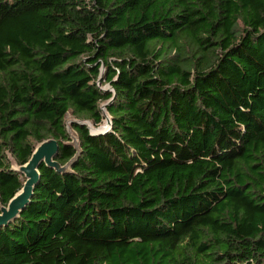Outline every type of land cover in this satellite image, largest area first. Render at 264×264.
<instances>
[{
    "label": "trees",
    "instance_id": "trees-1",
    "mask_svg": "<svg viewBox=\"0 0 264 264\" xmlns=\"http://www.w3.org/2000/svg\"><path fill=\"white\" fill-rule=\"evenodd\" d=\"M103 106L0 264H264V0H0V213Z\"/></svg>",
    "mask_w": 264,
    "mask_h": 264
},
{
    "label": "water",
    "instance_id": "water-1",
    "mask_svg": "<svg viewBox=\"0 0 264 264\" xmlns=\"http://www.w3.org/2000/svg\"><path fill=\"white\" fill-rule=\"evenodd\" d=\"M102 73H104V69L102 70ZM105 109L106 106H104L103 109L104 117L108 119L109 123L103 129L101 127H89L88 124H92L91 121L73 120L69 126L67 125V131L71 139L70 145L76 150V155L65 166L60 165L55 160L59 153V143L54 139H49L39 144L27 164L19 166L15 161H13V170L20 173L24 177L25 183L22 190L15 195V197L9 202L8 206L1 208L0 227L6 226L8 223L19 217L22 211L31 202L36 186L41 180L40 169L43 165L55 169L60 173H68L71 171L73 164L78 160L82 153L80 137L73 129L74 123L86 125L93 135L104 134L110 130L112 120L110 117H107Z\"/></svg>",
    "mask_w": 264,
    "mask_h": 264
},
{
    "label": "rangeland",
    "instance_id": "rangeland-1",
    "mask_svg": "<svg viewBox=\"0 0 264 264\" xmlns=\"http://www.w3.org/2000/svg\"><path fill=\"white\" fill-rule=\"evenodd\" d=\"M105 88H107V89H110V87L109 86H106ZM102 109H104V106H103V108ZM108 117V116H107ZM73 120H75V119H73V117L71 116V115H68V117H67V125L69 126V124H71V122L73 121ZM87 123H89V122H87ZM108 123V119L106 118L105 120H104V123L101 125V126H99V127H96L95 125H92L91 123H89L88 125H89V127H91V128H93V127H95V128H102V127H104L106 124Z\"/></svg>",
    "mask_w": 264,
    "mask_h": 264
},
{
    "label": "bare ground",
    "instance_id": "bare-ground-1",
    "mask_svg": "<svg viewBox=\"0 0 264 264\" xmlns=\"http://www.w3.org/2000/svg\"><path fill=\"white\" fill-rule=\"evenodd\" d=\"M106 115H107V113H106ZM107 116H108V115H107ZM108 118H109V116H108ZM108 123H109V121H108ZM108 123H107L104 127H106V126L108 125ZM104 127H102V129H103Z\"/></svg>",
    "mask_w": 264,
    "mask_h": 264
}]
</instances>
